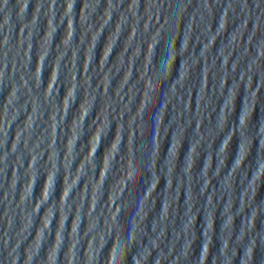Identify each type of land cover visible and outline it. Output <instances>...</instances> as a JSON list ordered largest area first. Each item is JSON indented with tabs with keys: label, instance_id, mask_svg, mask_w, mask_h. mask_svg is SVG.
I'll return each instance as SVG.
<instances>
[{
	"label": "water",
	"instance_id": "1",
	"mask_svg": "<svg viewBox=\"0 0 264 264\" xmlns=\"http://www.w3.org/2000/svg\"><path fill=\"white\" fill-rule=\"evenodd\" d=\"M264 61V0H0V264H208Z\"/></svg>",
	"mask_w": 264,
	"mask_h": 264
}]
</instances>
